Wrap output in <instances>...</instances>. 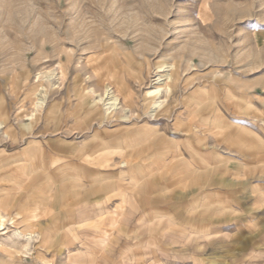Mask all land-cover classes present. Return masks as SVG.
I'll use <instances>...</instances> for the list:
<instances>
[{
  "label": "rangeland",
  "instance_id": "rangeland-1",
  "mask_svg": "<svg viewBox=\"0 0 264 264\" xmlns=\"http://www.w3.org/2000/svg\"><path fill=\"white\" fill-rule=\"evenodd\" d=\"M0 264H264V0H0Z\"/></svg>",
  "mask_w": 264,
  "mask_h": 264
},
{
  "label": "crops",
  "instance_id": "crops-1",
  "mask_svg": "<svg viewBox=\"0 0 264 264\" xmlns=\"http://www.w3.org/2000/svg\"><path fill=\"white\" fill-rule=\"evenodd\" d=\"M86 205V204H85ZM87 206L88 205H86V206H84L82 209H88L87 208ZM107 214V213H106ZM110 214V213H109ZM3 230H5V229H3ZM100 232H103V231H100ZM17 233V232H16ZM17 236V235H16ZM18 237V236H17ZM32 239V237H31V235H30V238L29 239H27L28 241H30ZM26 240V241H27ZM126 245L123 247H121L122 249V251H121V254L123 253V252H125L126 250H129V249H131L132 247H134L135 245H132V243L130 244V242H126L125 243ZM142 244V243H141ZM99 246H101V247H104V246H102L101 244L99 245ZM127 258H129L130 259V261L132 262L133 260H131L132 259V256H128Z\"/></svg>",
  "mask_w": 264,
  "mask_h": 264
},
{
  "label": "bare ground",
  "instance_id": "bare-ground-1",
  "mask_svg": "<svg viewBox=\"0 0 264 264\" xmlns=\"http://www.w3.org/2000/svg\"><path fill=\"white\" fill-rule=\"evenodd\" d=\"M158 91V90H157ZM113 99V98H112ZM111 100V99H110ZM116 100L117 98L114 99V102L112 103L113 105H116ZM110 104V103H109ZM43 106V105H42ZM222 127V126H221Z\"/></svg>",
  "mask_w": 264,
  "mask_h": 264
}]
</instances>
